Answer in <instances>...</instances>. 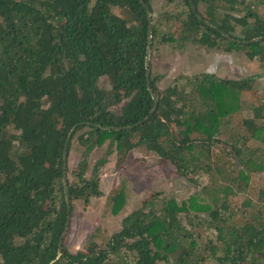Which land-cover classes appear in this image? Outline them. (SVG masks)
I'll list each match as a JSON object with an SVG mask.
<instances>
[{
    "label": "trees",
    "instance_id": "obj_1",
    "mask_svg": "<svg viewBox=\"0 0 264 264\" xmlns=\"http://www.w3.org/2000/svg\"><path fill=\"white\" fill-rule=\"evenodd\" d=\"M183 1L185 17L174 21L184 40H223L226 50L264 61V18L246 0ZM148 8L153 13L151 0H0L1 264L57 258L68 216L64 149L75 126L72 137L87 128L86 159L106 142L121 160L144 146L197 179L202 191L181 203L152 197L123 219L110 248L92 244L85 254L64 245L53 264H264V149L252 144L264 142V98L251 95L253 77L202 73L191 89L159 88L147 47L149 32L153 48L164 23H150ZM102 76L110 90L99 87ZM149 84L158 97L154 110ZM123 99L120 112L111 109ZM85 172L86 164L77 169L82 185L67 173L72 205L101 192ZM124 246L136 252L133 259Z\"/></svg>",
    "mask_w": 264,
    "mask_h": 264
},
{
    "label": "rangeland",
    "instance_id": "obj_2",
    "mask_svg": "<svg viewBox=\"0 0 264 264\" xmlns=\"http://www.w3.org/2000/svg\"><path fill=\"white\" fill-rule=\"evenodd\" d=\"M151 4L152 18L164 23V26L158 27L157 37L151 49L152 73L158 78L159 88L178 85L180 89H191L189 81L202 73H210L222 79L253 77V81L249 82L253 88L251 95L260 100L264 98L263 60L249 59L243 51L226 50V42L223 40H219L216 46L197 42L194 37L184 40V35L181 34L182 23L180 20H174L177 17H185V14H181L188 9L185 1L151 0ZM248 4H251V9L258 10L264 18V5L256 6L254 0H246L244 6ZM244 6L241 5L239 16L246 14L248 7L245 9ZM167 11L171 12V18L167 16ZM248 20L252 22L253 18ZM232 21L237 28L235 34L242 35V26ZM166 34L173 40L162 41L161 37ZM98 84L105 90L111 88L106 76L100 77ZM127 100L123 99L112 105L111 109L120 112ZM234 123L239 130L246 131L242 119L236 118ZM85 130L87 128L76 133L73 150L68 156V178L72 183L80 185L83 182L77 175V169L83 147L79 144L77 136ZM252 144L264 149V142L254 141ZM103 158L106 162L96 167L97 162ZM87 160L86 172L83 175L86 179L96 178L101 192L87 200L77 199L72 205L71 221L64 239V245L71 253L82 251L88 254L92 244L98 250L110 248L112 237L122 228L123 219L139 209L144 201L152 197L158 200L174 198L181 203L201 188L197 179L182 176L170 162L144 146L133 148L121 160L118 152L110 146V142H106L95 147ZM189 176L194 177L196 174ZM200 190L202 191V188ZM130 242L131 240L124 241ZM122 250L129 254L130 259L136 254L125 246Z\"/></svg>",
    "mask_w": 264,
    "mask_h": 264
},
{
    "label": "water",
    "instance_id": "obj_3",
    "mask_svg": "<svg viewBox=\"0 0 264 264\" xmlns=\"http://www.w3.org/2000/svg\"><path fill=\"white\" fill-rule=\"evenodd\" d=\"M149 13H150V10H149ZM149 21H151V16L150 15H149ZM224 34H226V33H224ZM262 38L263 37H258V38H255L252 41L260 40ZM150 43H151V31L149 32V46H148V55H147V62H146V65H147L148 68H149V60H150ZM147 77H148V82H149L150 81L149 80L150 71L147 72ZM149 89L151 90L150 87H149ZM151 92H152V90H151ZM153 98L155 99V102L157 103V99L154 96V94H153ZM155 107H156V104H155ZM155 107L153 108V110L155 109ZM76 128H77L76 126L73 127L71 133L68 136L67 145H66V147L64 149V158H63L64 159L63 181H64V186H65V194H66V200H67V206H68V216H67V222H66L65 229H64V231L62 233V236L60 238V241H59V249H58V254H57V258L56 259L60 258L61 254H62V250H63V247H64V239L66 237V234H67V231H68V228H69V224H70V221H71V201H70L69 191H68V185H67L68 180H67L66 168H67L68 143L70 141V138H71L72 133L76 130ZM116 128H118V127H116ZM55 260H53L49 264H53L55 262Z\"/></svg>",
    "mask_w": 264,
    "mask_h": 264
},
{
    "label": "flooded vegetation",
    "instance_id": "obj_4",
    "mask_svg": "<svg viewBox=\"0 0 264 264\" xmlns=\"http://www.w3.org/2000/svg\"><path fill=\"white\" fill-rule=\"evenodd\" d=\"M192 7L194 8V12H196V9H195V7H194V5L192 4ZM148 10V19H149V15L151 16V21H150V23H152L153 22V18H152V12H151V9L150 8H148L147 9ZM149 10H150V13H149ZM200 19H202V17L200 16ZM203 32H201L200 34H202ZM151 37H152V33H151ZM245 42V41H244ZM148 46H149V37H148ZM151 49H152V47H151V43H150V59L152 58L151 57ZM147 52H148V47H147ZM148 55V54H147ZM152 60V59H151ZM149 63H150V60H149ZM148 83H150V82H148ZM150 88H151V85L149 84L148 85ZM151 90H152V88H151ZM152 96H153V94H154V96L156 97V99H157V101H158V97H157V95H156V93L152 90ZM155 100V99H154ZM156 104V106H157V103H155ZM155 107V106H154ZM156 108V107H155ZM117 129H119V127L117 128ZM72 131V130H71ZM80 131V130H79ZM75 132V131H74ZM78 132V131H77ZM76 132V133H77ZM71 133V132H70ZM76 133L74 134V137H75V135H76ZM83 133H84V131L82 132V133H80L78 136H77V139H78V142H79V144L81 145V144H84L82 141H81V136L83 135ZM73 135V134H72ZM72 135H71V138H70V141H69V143H68V155H67V167H68V162H69V160H68V156H69V154L72 152V150H73V139H74V137H72ZM67 142H68V139H67ZM67 142H66V145H67ZM66 145H65V147H66ZM69 145L71 146V148L69 149ZM84 149H85V147H83V151H84ZM93 150V149H92ZM91 150V151H92ZM115 150V149H114ZM90 151V152H91ZM89 152V153H90ZM80 156H81V160H80V163H79V165H78V168L80 167V166H83L84 164H86L87 163V159L83 156V152H82V154H79ZM89 155V154H88ZM88 157V156H87ZM63 168H64V164H63ZM66 174H67V168H66ZM68 185V184H67ZM67 202V201H66ZM71 211H72V203H71Z\"/></svg>",
    "mask_w": 264,
    "mask_h": 264
}]
</instances>
